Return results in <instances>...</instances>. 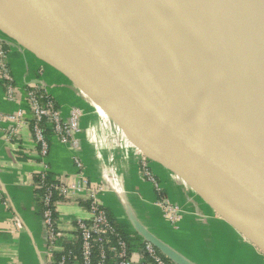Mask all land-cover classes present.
Segmentation results:
<instances>
[{"label":"water","instance_id":"1","mask_svg":"<svg viewBox=\"0 0 264 264\" xmlns=\"http://www.w3.org/2000/svg\"><path fill=\"white\" fill-rule=\"evenodd\" d=\"M72 19L84 51L36 37L24 41L0 22L11 46L61 71L106 110L141 152L176 158L225 221L264 251V138L190 69L172 35L160 23L148 29L127 16L119 22L113 0H58ZM202 27L220 21L192 0H170ZM42 18L59 25L40 6ZM224 27V26H223ZM28 50H26V46ZM152 107L157 124L148 116ZM109 111V112H110ZM134 229L173 264H191L144 227Z\"/></svg>","mask_w":264,"mask_h":264},{"label":"crops","instance_id":"2","mask_svg":"<svg viewBox=\"0 0 264 264\" xmlns=\"http://www.w3.org/2000/svg\"><path fill=\"white\" fill-rule=\"evenodd\" d=\"M5 38L0 35L1 40L9 42ZM12 48L16 49V61L11 65L15 98L13 101L6 98L0 82V112L13 114L23 106V86L32 76L28 62L30 55L33 63L41 62L52 72V82H44V85L53 96L59 92L61 100L56 95L51 96L57 100L62 116L66 117L72 108L80 112V126L75 133L80 145L78 150L49 136L44 162L51 176L74 178L78 170L73 158L78 157L84 166L83 177L101 189L99 202L132 242L140 243L134 229L138 223L191 264H264V257L251 243L245 241L230 223L215 216L210 201L184 173L176 158L160 160L152 157L148 160L149 168L166 202L178 209L177 222L170 224L156 204L158 196L153 187L139 175V148L113 120V112L105 110L85 91L71 85L61 71L30 52H22L13 45ZM25 48L28 50L27 46ZM20 58L23 65L17 62ZM9 126L0 123V192L7 202L5 207L0 200V264H46V230L34 189L39 173L43 171L41 159L26 126L21 128L23 139L19 146L4 140V132ZM58 200L59 243L65 249L75 248L74 224L77 219L88 217L86 203ZM12 216L21 220V231L16 232L10 227ZM132 258L137 261L140 256L135 253Z\"/></svg>","mask_w":264,"mask_h":264},{"label":"bare ground","instance_id":"3","mask_svg":"<svg viewBox=\"0 0 264 264\" xmlns=\"http://www.w3.org/2000/svg\"><path fill=\"white\" fill-rule=\"evenodd\" d=\"M221 23L208 30L170 0H113L116 19L131 16L148 29L160 23L172 35L190 69L264 138V0H192ZM40 6L59 25L55 29ZM0 22L36 47L61 36L71 49L84 51L80 35L58 0H0ZM224 26V27H223ZM159 124L157 114L148 108Z\"/></svg>","mask_w":264,"mask_h":264},{"label":"built area","instance_id":"4","mask_svg":"<svg viewBox=\"0 0 264 264\" xmlns=\"http://www.w3.org/2000/svg\"><path fill=\"white\" fill-rule=\"evenodd\" d=\"M12 46L0 39V82L3 84L5 96L13 101L15 98L14 79L11 74L9 57ZM42 68L34 72V76L26 79L23 86L24 104L17 112L5 114L0 112V123L9 124L4 132V140L9 144L20 145L22 141L21 128L27 127L32 133L34 144L38 149L43 171L34 189L37 193V203L40 207V217L46 230L47 252L46 264H169V261L148 241L138 233L140 243L128 240L109 213L98 200L101 189L83 177L84 166L78 157L73 158V164L78 170L74 178L70 175H52L44 162L48 154L50 135L73 150L79 149L75 133L80 126V112L72 108L66 117L54 98L48 93L44 82L39 79ZM148 156L140 151L139 175L149 182L157 194L156 204L164 211L170 224L177 222L178 209L169 205L162 193L157 179L149 168ZM74 180L72 183L69 180ZM78 194L77 197H74ZM80 195V197H79ZM58 199L79 204L86 203L88 217L77 219L74 224L76 247L65 249L60 245V233L57 226L56 205ZM0 200L6 207L7 202L0 192ZM215 216L224 220L217 212ZM10 227L19 232L22 230L21 220L12 216ZM252 247L264 257V251L258 243L248 241ZM75 244V243H74ZM138 253L140 259L134 261L132 256Z\"/></svg>","mask_w":264,"mask_h":264},{"label":"rangeland","instance_id":"5","mask_svg":"<svg viewBox=\"0 0 264 264\" xmlns=\"http://www.w3.org/2000/svg\"><path fill=\"white\" fill-rule=\"evenodd\" d=\"M15 50L16 49H13L12 48V55H10V57H9V62H10V69H11V65L12 64H14V61H16V57H14V52H15ZM30 56H32V55H30ZM30 56H28V62H29V65H30V71H31V73H30V75H32V76H34V74H33V72L34 71H36L37 69H39V68H43L44 69V72H43V74L41 75V76H39V79H41L43 82H45V83H47V84H49V83H51L52 81L51 80H53L52 79V76H51V71H50V69H49V67L48 66H46V65H44L43 63H41V62H38V63H33V58H31ZM22 59L20 58V59H18L17 60V62L18 63H20L21 65H23V61H21ZM47 91H48V93L50 94V95H52V93L48 90V88H47ZM58 94H59V92L57 91L56 93H55V95L57 96V98L58 99H60V97L58 96ZM54 95V96H55ZM53 96V95H52ZM53 96V97H54ZM55 101H57L56 99H54ZM61 100V99H60Z\"/></svg>","mask_w":264,"mask_h":264},{"label":"trees","instance_id":"6","mask_svg":"<svg viewBox=\"0 0 264 264\" xmlns=\"http://www.w3.org/2000/svg\"><path fill=\"white\" fill-rule=\"evenodd\" d=\"M167 260V259H166ZM168 261V260H167ZM170 264V263H169Z\"/></svg>","mask_w":264,"mask_h":264}]
</instances>
